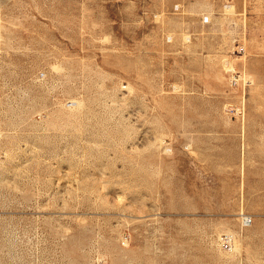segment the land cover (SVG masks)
<instances>
[{
	"label": "rangeland",
	"instance_id": "1",
	"mask_svg": "<svg viewBox=\"0 0 264 264\" xmlns=\"http://www.w3.org/2000/svg\"><path fill=\"white\" fill-rule=\"evenodd\" d=\"M0 264H264V0H0Z\"/></svg>",
	"mask_w": 264,
	"mask_h": 264
},
{
	"label": "built area",
	"instance_id": "2",
	"mask_svg": "<svg viewBox=\"0 0 264 264\" xmlns=\"http://www.w3.org/2000/svg\"><path fill=\"white\" fill-rule=\"evenodd\" d=\"M233 73V83L234 84H237L238 81L241 79L240 78V75L238 74L237 76H235L234 73H236L235 71L232 72ZM244 108H245V101L244 99L242 98V100L239 102V105H235V104H232L231 106H229V109L242 115L244 114ZM245 223L248 224L249 222H251V218L249 217H245ZM222 243L225 247L227 248H231L232 244H233V235L231 234H225V236H223L222 238Z\"/></svg>",
	"mask_w": 264,
	"mask_h": 264
},
{
	"label": "bare ground",
	"instance_id": "3",
	"mask_svg": "<svg viewBox=\"0 0 264 264\" xmlns=\"http://www.w3.org/2000/svg\"><path fill=\"white\" fill-rule=\"evenodd\" d=\"M243 221L245 222L246 220H245V217H243Z\"/></svg>",
	"mask_w": 264,
	"mask_h": 264
}]
</instances>
